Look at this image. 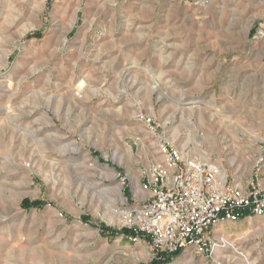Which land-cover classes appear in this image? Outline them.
<instances>
[{
    "label": "rangeland",
    "instance_id": "374dc122",
    "mask_svg": "<svg viewBox=\"0 0 264 264\" xmlns=\"http://www.w3.org/2000/svg\"><path fill=\"white\" fill-rule=\"evenodd\" d=\"M161 141L264 188V0H0V264H127ZM209 236L168 264H264V217Z\"/></svg>",
    "mask_w": 264,
    "mask_h": 264
},
{
    "label": "built area",
    "instance_id": "2783aa9c",
    "mask_svg": "<svg viewBox=\"0 0 264 264\" xmlns=\"http://www.w3.org/2000/svg\"><path fill=\"white\" fill-rule=\"evenodd\" d=\"M158 151L160 159L140 186L146 197L128 213L126 227L129 240L145 243L152 258L164 261L188 248L196 255L214 253L209 234L215 227L264 217V188L255 181L245 188L229 185L218 163L192 158L165 141Z\"/></svg>",
    "mask_w": 264,
    "mask_h": 264
},
{
    "label": "crops",
    "instance_id": "0c3cea01",
    "mask_svg": "<svg viewBox=\"0 0 264 264\" xmlns=\"http://www.w3.org/2000/svg\"><path fill=\"white\" fill-rule=\"evenodd\" d=\"M243 221V220H242ZM128 238V236H126ZM129 239V238H128ZM131 250L127 248V250H130L132 253H122L126 255L123 257L125 262H128L127 264H141V259H143V264H149L151 261L150 259V249L149 247L143 243V242H138L130 246ZM183 253H196L194 248H188L186 249L185 252Z\"/></svg>",
    "mask_w": 264,
    "mask_h": 264
},
{
    "label": "trees",
    "instance_id": "16d2710c",
    "mask_svg": "<svg viewBox=\"0 0 264 264\" xmlns=\"http://www.w3.org/2000/svg\"><path fill=\"white\" fill-rule=\"evenodd\" d=\"M37 36L39 37V35H37ZM22 207H23L24 209L40 208V207H42V204H41L40 202H31V201H29V200H25V201L23 202V204H22ZM83 220H86V221H87V219H83ZM104 229H105V228H104ZM104 232H105V230H104ZM122 232H123L122 234H124L125 236H130V234H131V232H130L128 229H123ZM180 255H181V252H178V253H176V254H174V255L167 256V257L165 258L164 261H154V262L151 263V264H168V263H170L174 258H177V257H179Z\"/></svg>",
    "mask_w": 264,
    "mask_h": 264
},
{
    "label": "bare ground",
    "instance_id": "6f19581e",
    "mask_svg": "<svg viewBox=\"0 0 264 264\" xmlns=\"http://www.w3.org/2000/svg\"><path fill=\"white\" fill-rule=\"evenodd\" d=\"M222 175L225 177V173H224V171H222ZM121 198H122V196H121ZM127 215H128V213H125L123 216H124V220H125V224H127L128 222H129V219L127 218Z\"/></svg>",
    "mask_w": 264,
    "mask_h": 264
}]
</instances>
